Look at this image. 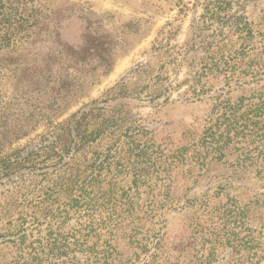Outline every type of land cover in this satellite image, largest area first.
<instances>
[{"label":"rangeland","instance_id":"1","mask_svg":"<svg viewBox=\"0 0 264 264\" xmlns=\"http://www.w3.org/2000/svg\"><path fill=\"white\" fill-rule=\"evenodd\" d=\"M29 1L42 31L0 53L2 155L36 145L151 64L159 72L151 87H163L164 98L108 107L179 158L171 173L130 191L133 232L110 242L109 263L264 264V0ZM220 40L226 56L214 67L210 45ZM228 105L259 111L258 124L241 144L209 150L203 133ZM204 201L226 212L219 244L202 245L201 235L216 237L192 225ZM77 220L60 233L73 236Z\"/></svg>","mask_w":264,"mask_h":264},{"label":"trees","instance_id":"2","mask_svg":"<svg viewBox=\"0 0 264 264\" xmlns=\"http://www.w3.org/2000/svg\"><path fill=\"white\" fill-rule=\"evenodd\" d=\"M29 3L0 0V53L16 49L42 31L43 14L31 10ZM222 42L210 45L214 67L226 56L222 55ZM158 75L151 64L139 66L104 100L85 108L67 126L41 137L36 145L7 156L0 151V187L4 189L0 197V264H110L111 243L121 238L120 231L127 232V239L133 232L137 209L130 191L151 184L162 172L171 173L179 155H164L147 127L142 123L127 126L124 113L113 114L108 104L136 100L144 94L152 101L163 99V87H151L158 83L154 82ZM239 114L240 108L231 105L222 109L215 124L203 133L209 150L241 144L252 135L259 111ZM208 204L202 203L192 225L216 237L210 242L206 234L201 235L202 245L219 244L228 227L222 218L226 212ZM74 216L79 229L73 236L61 234V226ZM90 239L93 247L87 245ZM78 254H87V261Z\"/></svg>","mask_w":264,"mask_h":264}]
</instances>
